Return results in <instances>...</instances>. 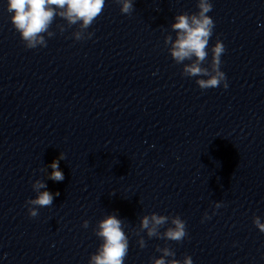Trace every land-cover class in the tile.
Wrapping results in <instances>:
<instances>
[{
    "label": "clouds",
    "instance_id": "9594fccd",
    "mask_svg": "<svg viewBox=\"0 0 264 264\" xmlns=\"http://www.w3.org/2000/svg\"><path fill=\"white\" fill-rule=\"evenodd\" d=\"M121 5L122 14H131L134 10L133 0H116ZM105 7V0H7V11L10 13V20L13 28L19 33L21 41L28 49H35L47 46V37L55 35L50 30L56 17L67 21L68 27L79 25V30L73 33L77 41L90 39L93 33L87 29L102 14ZM198 11L196 13L177 14L174 23L171 25L172 32H175V39L172 35L164 38V43L169 46L168 51L176 64H182V75L185 77H206L196 79L200 89L217 88L223 85L228 87L226 75L221 71V57L225 52V46L219 39L210 49L211 60L209 61V41L215 27L214 20L208 15L213 9L211 0H197ZM66 29L61 27V32ZM86 33V34H85ZM190 63H184L185 61ZM207 64V66H204ZM65 159L61 153L58 159L51 162L49 167L50 180L61 182L64 180V173L59 168V161ZM33 191L37 193L34 199H28L25 206L28 207L30 217L38 216V208L50 207L53 205L54 196H59L41 189L46 184L36 180L32 184ZM222 203L216 202L215 209L222 207ZM211 217L206 212L204 219ZM203 222V221H202ZM253 223L261 233H264V222L259 216L253 217ZM166 229L161 232L162 227ZM89 226L85 220L82 225ZM125 222L115 214H109L97 222L94 234L102 241L95 253L91 254L88 264H124L129 251V239L124 231ZM146 232L149 238H158L165 241L182 242L188 235L186 222L180 216H166L155 212L141 217L139 236L137 243L143 249L146 242L140 233ZM156 251L161 253L159 258H153L152 264H193L191 256L185 255L182 260L176 259L175 251L167 244L164 247L157 246ZM171 258V259H168Z\"/></svg>",
    "mask_w": 264,
    "mask_h": 264
}]
</instances>
